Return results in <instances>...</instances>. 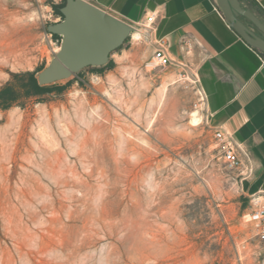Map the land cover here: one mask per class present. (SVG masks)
<instances>
[{
    "label": "rangeland",
    "instance_id": "374dc122",
    "mask_svg": "<svg viewBox=\"0 0 264 264\" xmlns=\"http://www.w3.org/2000/svg\"><path fill=\"white\" fill-rule=\"evenodd\" d=\"M60 2L0 0V89L53 58ZM128 38L112 70L0 109V264H264L195 71Z\"/></svg>",
    "mask_w": 264,
    "mask_h": 264
},
{
    "label": "crops",
    "instance_id": "0c3cea01",
    "mask_svg": "<svg viewBox=\"0 0 264 264\" xmlns=\"http://www.w3.org/2000/svg\"><path fill=\"white\" fill-rule=\"evenodd\" d=\"M254 1L264 12V0ZM94 5L152 41L160 40L173 61L195 71L210 127L229 130L252 165V176L240 182L247 208L264 204V59L260 53L228 26L214 0H96ZM149 16L153 19L147 23ZM130 43L109 59L120 61ZM148 45L146 56L152 59L154 46ZM129 50L135 57L138 47Z\"/></svg>",
    "mask_w": 264,
    "mask_h": 264
},
{
    "label": "water",
    "instance_id": "95a60500",
    "mask_svg": "<svg viewBox=\"0 0 264 264\" xmlns=\"http://www.w3.org/2000/svg\"><path fill=\"white\" fill-rule=\"evenodd\" d=\"M226 23L240 38L264 55V23L238 0H214ZM62 19L46 26L61 37L58 50L37 74L39 86L68 79L86 67L104 66L135 28L83 0H64Z\"/></svg>",
    "mask_w": 264,
    "mask_h": 264
},
{
    "label": "trees",
    "instance_id": "16d2710c",
    "mask_svg": "<svg viewBox=\"0 0 264 264\" xmlns=\"http://www.w3.org/2000/svg\"><path fill=\"white\" fill-rule=\"evenodd\" d=\"M242 6L249 9L254 15H256L263 23H264V12L261 10L260 6L254 0H238ZM64 0H61L60 3H50V7L55 17L62 19V15L60 14V8L63 7ZM54 42L57 43L58 47L60 44L61 37L58 35L48 33ZM129 38H127L123 45L127 43ZM122 45V46H123ZM119 47L117 50L113 51L117 52L120 50ZM111 53V54H112ZM260 53V52H259ZM262 57L263 54L260 53ZM45 67L41 66L36 71L32 72H24L18 74H10V81H8L1 89H0V109L6 110L11 106L16 104L20 99H30V98H41L46 95L62 94L78 77L79 72L82 70L92 69L97 71L98 74H103L106 71H110L114 68V62L109 59L108 62L101 67H86L80 70L78 73L70 76L68 79L55 82L45 86H39L37 83V74Z\"/></svg>",
    "mask_w": 264,
    "mask_h": 264
},
{
    "label": "built area",
    "instance_id": "2783aa9c",
    "mask_svg": "<svg viewBox=\"0 0 264 264\" xmlns=\"http://www.w3.org/2000/svg\"><path fill=\"white\" fill-rule=\"evenodd\" d=\"M89 4L94 5L96 0H83ZM95 6V5H94ZM153 17L149 16L146 19L147 23L152 21ZM60 21V18H56L55 22ZM142 28L151 30L147 27L142 26ZM137 31V29H135ZM134 31V32H135ZM145 39L154 46V51L152 55V60L155 66L166 67L169 65H177L180 67L182 64L176 63L171 59L163 42L152 41V38L148 35H145ZM132 36V34H131ZM264 59V57H263ZM198 81V79L196 78ZM213 132V138L216 143L217 152L224 163V165L237 173V177L239 182L243 180L249 179L252 176L253 168L252 165L245 153H243L239 146L235 143L232 133L229 130H226L222 127H214L211 128ZM248 221L253 224L256 232V236L259 242L264 246V204L255 206L250 212L247 214Z\"/></svg>",
    "mask_w": 264,
    "mask_h": 264
},
{
    "label": "bare ground",
    "instance_id": "6f19581e",
    "mask_svg": "<svg viewBox=\"0 0 264 264\" xmlns=\"http://www.w3.org/2000/svg\"><path fill=\"white\" fill-rule=\"evenodd\" d=\"M142 36L143 35H142V33L140 31H135V32L132 33V37L131 38H132L133 41H139L140 38H142ZM189 73L192 76V78L196 80V78H197L196 74L194 72H189ZM191 82H194V81L191 80ZM200 119H201V117H199L198 112H193L191 114L190 123L192 124V126H198L200 124Z\"/></svg>",
    "mask_w": 264,
    "mask_h": 264
}]
</instances>
